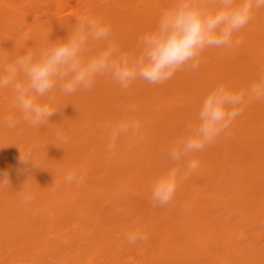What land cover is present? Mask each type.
Listing matches in <instances>:
<instances>
[{
  "label": "bare ground",
  "instance_id": "6f19581e",
  "mask_svg": "<svg viewBox=\"0 0 264 264\" xmlns=\"http://www.w3.org/2000/svg\"><path fill=\"white\" fill-rule=\"evenodd\" d=\"M84 1L81 18L109 24L112 40L131 53L174 3ZM40 2L0 0V70L26 49L66 39L77 24L79 18L36 21L25 29ZM233 39L241 43L206 49L197 70L177 71L163 84L137 79L122 92L104 75L90 90L66 95L57 88L51 100H40L56 109L40 127L21 121L9 129L5 118L19 121L21 114L11 89H2L0 173L9 183L0 186V264H264V100L247 103L230 135L194 154L198 168L179 179L172 203L154 206L151 199L153 182L173 166L169 150L197 122L206 94L218 83L244 90L259 78L264 8ZM103 47L90 44L89 55ZM129 117L140 120L142 130L121 136L113 155L106 150L109 125ZM29 149L35 165L20 160ZM73 170L86 175L83 184L65 182ZM28 194L35 198L26 203ZM136 230L149 238L129 244L126 234Z\"/></svg>",
  "mask_w": 264,
  "mask_h": 264
},
{
  "label": "clouds",
  "instance_id": "9594fccd",
  "mask_svg": "<svg viewBox=\"0 0 264 264\" xmlns=\"http://www.w3.org/2000/svg\"><path fill=\"white\" fill-rule=\"evenodd\" d=\"M261 8H264V0H174L173 5L161 13L155 28L141 36L138 53L122 52L112 40L109 24L85 16L78 20L66 39L37 52L26 49L0 70V90L11 89L14 107L21 114L19 121L7 117L4 123L9 129H16L21 121L31 127L45 125L56 109L50 103L40 102L41 98L51 100L57 88L66 95L90 90L98 76H110L122 92H127L137 79L163 84L177 71L185 68L195 71L206 49L230 50L238 46L241 40H234V34L248 25L254 11ZM90 44L104 47L89 55ZM253 100H264V69L247 89L233 90L218 83L206 94L197 122L186 126L168 152L173 166L153 182L154 206L172 203L179 179H188L198 168L194 154L215 143L222 133L230 135L228 130L232 123ZM109 127L106 150L115 155L118 139L138 135L143 125L140 120L129 117ZM55 136L57 140H64L60 130ZM33 156V150L29 149L21 153L20 160L33 163ZM64 179L78 186L85 182L86 175L73 170ZM7 183V173H0V186ZM34 198L28 194L24 199L29 203ZM126 238L129 244H135L146 242L149 237L136 230L126 234ZM238 238L243 239V233Z\"/></svg>",
  "mask_w": 264,
  "mask_h": 264
},
{
  "label": "rangeland",
  "instance_id": "374dc122",
  "mask_svg": "<svg viewBox=\"0 0 264 264\" xmlns=\"http://www.w3.org/2000/svg\"><path fill=\"white\" fill-rule=\"evenodd\" d=\"M41 2L38 4L37 9H35L29 14V18L26 20V22L23 24V27L25 29H30L32 28L33 25L37 24H46L50 20H58L61 22H67V23H72L73 21L76 22V18H81L83 11H84V0H59L56 4H48V0H40ZM51 3V2H50ZM25 3H20L19 6L20 8H26ZM76 14L75 18L74 15ZM28 16V15H27ZM31 16V17H30ZM71 16V17H70ZM70 17V18H68ZM73 17V18H72ZM65 18V20H64ZM72 18V19H71ZM78 19V20H79ZM35 20V23H34ZM37 21V22H36ZM69 21V22H68ZM23 28V30H25ZM31 30V29H30ZM29 30V31H30ZM26 30V32H29ZM25 32V33H26ZM1 91V90H0ZM2 91L0 92V97H3L1 94ZM2 98H0V101ZM59 264H62V261H57ZM56 264V263H55Z\"/></svg>",
  "mask_w": 264,
  "mask_h": 264
}]
</instances>
